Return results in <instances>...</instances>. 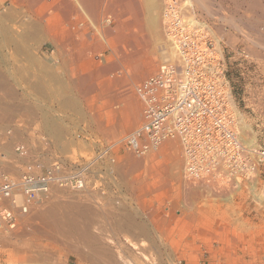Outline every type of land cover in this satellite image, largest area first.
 <instances>
[{
    "label": "rangeland",
    "instance_id": "rangeland-1",
    "mask_svg": "<svg viewBox=\"0 0 264 264\" xmlns=\"http://www.w3.org/2000/svg\"><path fill=\"white\" fill-rule=\"evenodd\" d=\"M12 1L0 0V33L6 31L2 33L5 37L0 34V72L5 77L3 82L14 93L10 98L4 95L5 91L1 92L4 97L0 98L16 110L8 126L0 124V166L19 173L28 161L16 154L15 147L28 145L39 133L51 137L55 150L77 159L83 152L79 141L86 139L84 135L118 141L141 123L142 103L135 85L163 61L161 51L168 45L163 29V6L168 0H157L159 10L154 27L145 0L136 3L130 0L133 13L125 5L129 0H94L98 5L96 13L88 11L86 6V10L80 7L75 0H67L74 4L72 12L58 15L53 4L41 18L30 14L25 4L16 5L15 15L8 14ZM208 1L211 12L196 4L192 16L205 22L216 46L218 40L221 43L236 109L252 133H256L257 148L264 147V105L261 104L259 115L256 101L259 87L264 86V0ZM173 2L183 7L184 0ZM137 12L139 16L135 15ZM33 23L43 27L37 30ZM149 52L156 53L155 58L159 59H155L144 75L135 77L133 65L147 59ZM80 77L85 82L80 83ZM130 99L138 108V117L131 129L122 131L124 117H129ZM51 122L57 128L62 127L56 135L46 130ZM246 134L251 136L249 132ZM167 144L142 159L127 150L124 143L120 144L117 193L102 197L91 191L82 195L60 191L42 201L15 234L0 237V264H94L91 257L110 264L105 254L93 256L98 247L90 246V250L66 226V220L58 219L67 228L63 233L45 219L49 207L61 200L68 204L73 199L75 204L90 208L89 220L82 225H88L87 230L96 242L111 249L117 264H264V165L256 157L255 191H250L251 186L242 184L235 188L227 184L217 192L213 187L187 183L183 179L177 142ZM130 224L144 227L145 231L123 230L131 227Z\"/></svg>",
    "mask_w": 264,
    "mask_h": 264
},
{
    "label": "built area",
    "instance_id": "built-area-1",
    "mask_svg": "<svg viewBox=\"0 0 264 264\" xmlns=\"http://www.w3.org/2000/svg\"><path fill=\"white\" fill-rule=\"evenodd\" d=\"M180 17L179 13L166 27L178 44L180 59L166 60L138 84L143 118L134 135L124 142L125 147L144 156L165 139L178 137L187 158V183L213 187L217 192L227 184L252 186L256 182V157L264 165V147L260 146L256 154V147L249 148L235 128L224 51L217 49L206 29L190 26ZM45 152L43 148L16 147V154L28 161L18 176L0 166V236L3 229L18 227L17 212L28 214L34 200L48 198L50 182L63 185V178L73 176L57 160L40 165ZM83 166L85 163L79 165ZM72 182L77 185L75 178ZM17 190L25 195L20 204Z\"/></svg>",
    "mask_w": 264,
    "mask_h": 264
},
{
    "label": "bare ground",
    "instance_id": "bare-ground-1",
    "mask_svg": "<svg viewBox=\"0 0 264 264\" xmlns=\"http://www.w3.org/2000/svg\"><path fill=\"white\" fill-rule=\"evenodd\" d=\"M76 3H78L80 5V7L84 6L85 10H86V7L89 9L88 11H91L92 13H96L97 9L96 8V2L94 0H75ZM100 1V0H99ZM114 1V0H113ZM115 1H118V0H115ZM130 1V0H129ZM146 1V6H147V15L149 17V21L151 22L150 24L154 27L156 25V16H157V13H158V10H159V4H158V1L157 0H145ZM143 1V2H145ZM161 1V0H160ZM162 2V1H161ZM160 2V3H161ZM165 2V0H164ZM207 2H209L208 0H184L183 2V7L182 5L179 3V2H173V0H168L166 2V4L163 6L164 7V17H163V29H164V35H165V38H166V43L168 44L167 46H170V49H171V52L173 53H170L168 51V48L166 45L163 47L162 51H161V55L163 56V61L160 63L162 64L163 62H165L166 60H171V61H178L180 59L179 57V49H178V44L175 43L172 39H171V35L167 32V24L169 22H171L175 17H178L179 16V13L182 15V17H180L186 24L190 25V26H195V27H199L201 28L202 30H205L209 32L208 30V26L205 25V22H199L195 16H192V13H193V10L195 8V5L198 4L199 8H204L206 9L207 11L211 12L209 10V5ZM75 3V4H76ZM98 3V2H97ZM115 3V2H113ZM112 3V5H114ZM135 3H136V0H135ZM139 3V1H138ZM137 3V4H138ZM27 5L29 6V9H30V14H33L35 15L36 17L38 18H41L46 12L47 10L54 4L56 6V10L58 13V15L60 14V12H63V11H68L69 12H72L73 11V7H74V4L72 2L70 3H67V0H13L11 2V7L8 9L9 12L8 14H12V15H15L14 12H15V9L17 8L16 5ZM99 4V3H98ZM127 4H130L131 5V8L129 7V5ZM162 4V3H161ZM111 5V4H110ZM111 5V6H112ZM126 6H128V11L132 12L133 13V3L132 1L128 2L125 4ZM140 5V4H139ZM138 5V6H139ZM86 6V7H85ZM109 6V5H108ZM107 6V7H108ZM136 6V5H135ZM104 7V6H103ZM114 7L116 8V3L114 5ZM212 7V5H211ZM53 8V7H52ZM114 8V9H115ZM19 9V8H18ZM113 9V8H111ZM163 9V8H162ZM20 10V9H19ZM219 10V9H218ZM111 11V10H110ZM116 12V10H114ZM113 11V12H114ZM161 11V10H160ZM215 11V10H214ZM17 12V11H16ZM15 12V13H16ZM89 12V13H91ZM179 12V13H178ZM190 12V13H188ZM110 13V12H109ZM131 13V14H132ZM29 14V13H28ZM62 14V13H61ZM111 14V13H110ZM190 14V15H188ZM5 15V14H3ZM54 15V14H53ZM135 15H138V12L137 14ZM216 15V14H215ZM11 16V15H10ZM63 16H64V12H63ZM66 16V15H65ZM115 16V15H114ZM117 16V15H116ZM139 16V15H138ZM141 16V15H140ZM163 16V15H162ZM12 17H15V16H12ZM56 17V16H55ZM60 17V16H59ZM95 17V16H93ZM107 17V15H106ZM2 18V17H0ZM8 18V17H7ZM96 18V17H95ZM128 18V17H127ZM137 18V17H136ZM135 18V19H136ZM141 18V17H140ZM9 19V18H8ZM16 19V18H15ZM60 19V18H59ZM138 19V18H137ZM14 20V19H13ZM39 20V19H38ZM43 18L40 20V22H42ZM45 20V19H44ZM49 20V19H48ZM47 20V22H48ZM18 21V20H17ZM53 21V20H52ZM109 21V20H108ZM107 21V22H108ZM136 21V20H134ZM46 22V23H47ZM51 20H49L48 23H50ZM138 22V20L136 21V23ZM228 22V21H227ZM38 23V22H35V24ZM47 23V24H48ZM101 23H104V22H101ZM230 24V22H228ZM233 23V22H232ZM34 24V23H33ZM32 24V25H33ZM34 24V25H35ZM31 25V26H32ZM32 26V27H35V26ZM44 25V24H43ZM60 25V24H59ZM105 25V24H104ZM131 25V24H129ZM231 25V24H230ZM237 25V24H236ZM245 25V24H244ZM3 26V25H2ZM40 28L43 27L41 24L39 25ZM45 26V25H44ZM48 25L45 26V28H47ZM106 26V25H105ZM5 26H3L4 28ZM30 27V28H32ZM37 27V26H36ZM141 27V26H140ZM1 28V27H0ZM29 28V29H30ZM37 27V30L40 29ZM57 28V27H56ZM119 28V27H118ZM156 28V27H155ZM154 28V29H155ZM5 29V28H4ZM7 29V27H6ZM25 29V28H24ZM36 29V28H35ZM50 29V28H48ZM51 29H52V25H51ZM50 29V30H51ZM1 30V29H0ZM10 30V29H9ZM31 30V29H30ZM121 30V29H120ZM2 31V30H1ZM45 31V30H44ZM54 31V30H53ZM62 30H60L59 32H61ZM4 32V31H3ZM2 32V33H3ZM6 32V31H5ZM4 32V34H5ZM49 32H52V31H49ZM116 32V31H114ZM113 32V33H114ZM122 32V31H121ZM0 33V34H2ZM36 33V32H35ZM210 33V32H209ZM4 34H2V36H4ZM7 34V33H6ZM24 34V32H23ZM32 34V33H31ZM48 34V33H46ZM119 35V33H117ZM122 34V33H120ZM10 35V34H9ZM8 34L6 35L7 37L9 36ZM20 35V34H19ZM25 35H27V33H25ZM34 35V33H33ZM52 35V34H51ZM112 35V34H111ZM114 35L116 36V34L114 33ZM211 35V34H210ZM11 36V35H10ZM41 36V35H40ZM55 36V35H54ZM5 37V36H4ZM25 37V36H24ZM29 37V36H28ZM33 37V36H31ZM50 37V36H49ZM60 37V34L59 36ZM117 37V36H116ZM121 39H122V36L120 35ZM8 38H11V37H8ZM42 38V37H41ZM40 38V39H41ZM48 38V37H47ZM57 38V37H56ZM119 37H117L118 39ZM13 39V38H12ZM120 39V38H119ZM147 39V38H146ZM9 40V39H8ZM148 40V39H147ZM252 40V39H251ZM147 42V41H146ZM257 43H260L261 45V42H258L256 41ZM264 44V43H262ZM114 45V44H113ZM259 45V44H258ZM259 45V46H260ZM216 46V45H215ZM264 46V45H263ZM217 49H219L220 51H222L221 49V43H219V40H218V46H216ZM17 48V47H16ZM118 48V47H117ZM165 48V49H164ZM22 49V48H21ZM153 51V50H152ZM155 51V50H154ZM86 53V52H85ZM258 53V52H257ZM118 55V54H117ZM147 55V59H145L144 61H137L135 62V64L133 65V67L135 66L136 68V76H139L141 77L142 75H144L146 73V71H148V67H150L155 59H157V57L155 58V55L157 56V54L155 53H146ZM132 56V55H131ZM159 56V55H158ZM160 56V57H162ZM135 57V56H134ZM139 58V57H138ZM134 60V59H133ZM137 60V58H136ZM2 61V60H1ZM157 62V61H156ZM159 67V66H158ZM157 67V68H158ZM106 68V67H105ZM107 70V69H106ZM157 70V69H156ZM155 70V71H156ZM105 71V70H104ZM150 71V70H149ZM151 75V74H150ZM86 75L83 76V78L85 77ZM130 76V75H129ZM148 76V75H147ZM89 77V76H88ZM4 75L1 74L0 72V94L2 92L5 91L4 95H8L9 97L10 96H14V93L12 92V87L11 89L8 88V86H6V82H3L4 81ZM81 78V77H80ZM86 79V77L84 78V80ZM88 79V78H87ZM82 81V78L80 79ZM82 81L80 83H83L85 81ZM132 80V79H131ZM136 80V79H135ZM133 81V80H132ZM136 82V81H135ZM141 82V81H140ZM139 82V83H140ZM134 83V81H133ZM138 83V84H139ZM136 84L135 85V91L136 89L139 87V85ZM7 87V88H6ZM87 92V91H86ZM137 96H138V93L136 92ZM16 95V93H15ZM4 97L3 95H0V97ZM132 97V96H131ZM232 97V96H231ZM12 98V97H10ZM15 98V97H14ZM139 98V96H138ZM231 106L232 108L234 109V113H235V117L238 115L239 116V119H238V116L235 119V128L236 130H238L240 132V136L241 138L243 139V142L247 144V146L249 148H254L256 147L257 148V144H256V135L254 133H252V129L251 127L246 124L245 120H244V117H242V115L240 114L239 111H237L236 109V105L234 103V100L233 98H231ZM140 100V98H139ZM130 101L132 102L133 100L130 99ZM136 101V100H135ZM141 101V100H140ZM130 102V103H131ZM142 103V102H141ZM44 104V103H43ZM139 105V104H138ZM136 105L134 104V102H132V105H131V108L129 110V117L127 116L126 118V115H125V120H124V123L122 124V127H121V130H127V129H131L130 127H133L132 125L134 124V120L136 119L137 116V110L138 108L135 107ZM14 106L13 107H9L7 105H5L3 102H2V99L0 98V124H6L7 123V126H8V122L10 123L13 119V115L15 113L14 111ZM29 108V107H28ZM16 109V108H15ZM19 109V108H18ZM137 109V110H136ZM142 111H143V105H142ZM57 112V111H56ZM128 112V111H127ZM37 113V112H36ZM128 115V114H127ZM30 117V116H29ZM142 118H143V112H142V116H141V121H142ZM11 119V120H10ZM140 119V118H139ZM10 120V121H9ZM114 121V120H113ZM138 121V120H137ZM57 122V121H56ZM136 123V122H135ZM44 124V123H43ZM50 124V122L48 123ZM140 124V123H139ZM139 124L129 133L127 134L125 137L123 136L120 140L118 141H113V140H109V141H103L95 136H89V134H87L88 136L86 137L85 135L83 136V138H86L85 141H87L88 143V146L84 148L83 152H86L87 154L84 155L83 152L80 153L78 156H77V159H72L70 158L69 156H66V155H63L61 154L58 150H55L54 147H53V143L52 141L44 134L42 133H39L37 134L36 137H33L31 142L26 145L24 143L22 144H19L18 146H21L24 150H28V149H44L46 152H45V155L43 158H40L39 159V164L40 165H45V166H48V162H52L53 160H57L59 161L62 166H63V169L66 170V171H69L71 173V175L73 176H70L68 178H63V185L57 183V182H50L49 183V186H48V200L55 196L58 192L60 191H73V192H78V194H82L84 192H88V191H91V192H94V193H99L101 195H107V194H115L117 193V191L119 190V184H118V177L116 175V171H115V168H117L116 166L118 165L119 163V156H118V149H119V146L120 144H123L127 139H129L132 135H134V132L139 128ZM20 127V124L19 123H16L15 126H18ZM121 125V124H120ZM136 125V124H135ZM4 127V125H3ZM26 127V126H25ZM61 127V125L59 126ZM59 127L57 128V125H55V123L51 122V125H48L46 126V130L49 131L50 133H53L54 135H56L57 131L59 130ZM62 128V127H61ZM240 128H241V131H240ZM6 129V128H5ZM118 131V130H117ZM115 132V131H114ZM249 132L251 136H248L246 133ZM10 133V132H8ZM110 134V131L108 132ZM113 133V131L111 132ZM52 134V135H53ZM114 134V133H113ZM125 134V133H124ZM4 135V134H3ZM15 136V135H14ZM79 136V135H78ZM18 137V136H17ZM50 137V136H49ZM104 137V135H103ZM15 138V137H14ZM51 138V137H50ZM30 139V138H29ZM99 140V141H96V140ZM109 139V138H108ZM162 141V140H161ZM169 141H175L177 142V146L179 147V154H180V158L182 159L183 161V179H184V173H188V170H187V167H186V153L184 152V148H183V145H182V142H181V139H179L178 137H171V138H167L165 139L164 141L160 142L158 144L157 147H155L156 149H153V151L157 150L160 146L164 145V144H167ZM54 142V140H53ZM17 143V142H16ZM26 143V141H25ZM55 144V143H54ZM59 144V143H58ZM11 145V144H10ZM9 145V146H10ZM57 145V144H56ZM125 145V144H124ZM168 145V144H167ZM165 145V146H167ZM16 146V147H18ZM58 146V145H57ZM107 146V147H105ZM174 146V144H173ZM16 147H15V150H16ZM56 147V146H55ZM64 147V146H63ZM110 147H111V150H110ZM163 148V147H162ZM114 149V150H113ZM165 149V148H164ZM260 148L258 147L256 149V153L258 154V150ZM63 150V149H62ZM110 150V151H109ZM128 150V149H127ZM161 150V149H160ZM64 151V150H63ZM109 151V152H108ZM151 151V152H153ZM171 151V150H170ZM174 151V150H173ZM65 152V151H64ZM151 152L147 153L146 155L144 156H140V155H137L135 153H132L133 155H135L136 157L138 158H144L145 156H147L148 154H150ZM163 152V149L160 151V154H162ZM175 152V151H174ZM78 153V152H77ZM165 154V153H164ZM153 157V156H152ZM167 157V156H166ZM23 159V158H22ZM159 159V158H158ZM47 161V162H46ZM11 162V161H9ZM138 162V160H137ZM168 162V161H167ZM81 163H85V166L83 167H79V165ZM12 164V163H11ZM15 164V163H14ZM65 164H68V165H72L74 164L72 167H66ZM151 164V163H150ZM160 164V163H158ZM174 164V163H173ZM139 165V164H137ZM153 165V164H152ZM155 165V164H154ZM162 165V164H161ZM11 166V165H10ZM140 166V165H139ZM1 167H2V170H5L6 172L12 174V175H15V176H18L21 172L19 173H14L12 171H8L5 169L4 165L1 164ZM18 167V166H17ZM159 167V166H158ZM75 168V169H73ZM121 168V167H120ZM151 167H149V171ZM165 168V167H164ZM163 168V169H164ZM134 169V168H133ZM152 169V168H151ZM162 170V168H161ZM166 170V168H165ZM164 170V171H165ZM178 171V170H177ZM121 172V171H120ZM155 172H156V169H155ZM166 172V171H165ZM158 173V171L156 172ZM73 178L76 179V183L77 185H73ZM135 179V178H134ZM213 185H217V184H213ZM242 183H239V186H241ZM194 186V185H193ZM198 186V187H201V184H195V187ZM235 188H236V185H234ZM238 186V185H237ZM199 192V191H198ZM17 193H18V196H17V203H22L23 201H25V195L24 193L21 191V190H17ZM187 194V193H186ZM194 195V194H193ZM200 195V194H199ZM209 197V196H208ZM212 197V196H211ZM46 199V200H47ZM67 200L66 202H70V199H65ZM69 200V201H68ZM74 200V199H73ZM71 200L70 203H74V201ZM27 201V200H26ZM45 201V200H44ZM42 200H34L32 202V206H31V210L29 211V213L25 214L24 212H17L18 216H19V223H18V227L16 229H10L8 230L7 228L6 229H3V232H2V235L1 236H7V235H11V234H15L17 232V230L19 229L21 223L29 218L32 213L37 210L42 204H41ZM15 203V202H13ZM70 203L68 205H70ZM12 204V203H11ZM58 204V205H57ZM57 204L55 205V203L53 205L55 206H52L51 208L49 207V209L46 210L45 214L43 212V214L45 215V219L48 220V222H50L52 224V226L56 229H58L59 231H62L63 233L67 230L66 226H68V223L65 222L66 226H64L63 224V219L65 220V218L63 216L61 217H57L59 216L58 214H60V212L62 211V209H67L69 206H67V204H64V200L62 202L59 203L57 202ZM78 204V203H77ZM75 205V204H73ZM73 205H70V206H73ZM80 208V207H79ZM70 209V207H69ZM68 209V211H69ZM72 209V208H71ZM73 210V209H72ZM85 210V209H84ZM88 212V211H87ZM62 213V212H61ZM70 214V213H69ZM42 215V217L44 216ZM61 215V214H60ZM71 215V214H70ZM68 215V216H70ZM72 216V215H71ZM70 216V217H71ZM63 218V219H62ZM86 218V217H85ZM43 219V218H42ZM58 219L59 221L62 220L63 222L61 224L58 223ZM68 220V218H66ZM128 219V218H127ZM133 219V218H132ZM69 221V220H68ZM77 221V220H76ZM74 221V223L72 224L71 227H73V229L76 231H73L74 233L77 234V231L79 230V232L81 231L80 230V226H79V221L78 223ZM70 222V221H69ZM82 222V221H81ZM80 222V223H81ZM72 223V222H71ZM131 225V224H130ZM22 226V225H21ZM82 226V225H81ZM88 226V225H87ZM117 226V225H116ZM127 229H124L123 230H139L140 232H144L145 231V228L144 227H133V225H131V227H126ZM83 229V228H81ZM69 230V229H68ZM85 230V229H84ZM83 232V230H82ZM82 232H80L82 234ZM86 232V231H84ZM127 232V231H126ZM67 233V232H66ZM87 233H89L87 231ZM87 234H83V236H85ZM134 235V234H132ZM0 236V237H1ZM68 236V235H67ZM76 236V235H75ZM87 237H89L87 235ZM85 238V237H84ZM86 239V238H85ZM91 239V238H90ZM119 239V238H118ZM85 241V240H84ZM88 241H90L88 239ZM95 241V240H94ZM87 243V242H86ZM85 244V243H84ZM93 244V243H92ZM122 244V243H121ZM93 246H91L92 248ZM96 247V246H95ZM90 248V246H89ZM90 248V250H91ZM105 248V247H104ZM128 248V247H127ZM98 249H100L98 247ZM109 249V248H108ZM96 250V249H95ZM94 250V251H95ZM106 250V248L104 249ZM111 250V249H110ZM114 250V249H113ZM89 251V250H88ZM101 251V250H100ZM107 251V250H106ZM115 251V250H114ZM129 251V250H128ZM93 252V251H92ZM107 252H110V251H107ZM126 252V251H125ZM133 252V251H132ZM103 253V252H102ZM105 253V252H104ZM89 255V253L87 254ZM96 255V256H101V255H98L97 252H95V254H93V256ZM107 255V254H106ZM110 255V254H109ZM92 256V255H91ZM89 256V257H91ZM103 256V254H102ZM88 257V256H87ZM96 258V257H95ZM108 258V256H107ZM91 260H94V264H103L101 261H99V258H90ZM105 259V257H104ZM116 259V258H115ZM88 260V259H87ZM103 261V260H102ZM117 260H114V257H112V255L109 256V259H108V263L110 264H117L116 262ZM107 263V262H106ZM132 264V263H131ZM133 264H136L133 262Z\"/></svg>",
    "mask_w": 264,
    "mask_h": 264
},
{
    "label": "crops",
    "instance_id": "crops-1",
    "mask_svg": "<svg viewBox=\"0 0 264 264\" xmlns=\"http://www.w3.org/2000/svg\"><path fill=\"white\" fill-rule=\"evenodd\" d=\"M256 5L258 6V7H260V3L258 2L257 3V1H256ZM258 48H262V47H258ZM257 50V49H256ZM258 52V53H257ZM256 54L257 55H259V51L257 50L256 51ZM256 101H257V104L259 105V109H258V111H259V115H261V108H263V107H261V106H263L264 105V86L261 84V86L259 87V90H258V93H257V95H256ZM263 103V105H261ZM45 135V134H44ZM255 135H256V133H255ZM48 138H49V136L48 135H46ZM79 137V136H78ZM79 143H80V146L82 147V150H84V147H87L88 146V143H87V141H85V139H83L82 140V142H80L79 141ZM119 165V164H118ZM116 166L117 168H115V171H116V175H117V177L119 178V174H118V171H119V166ZM253 187H255V186H251V188H249L250 189V191H255V189L253 188ZM83 194V193H82ZM81 194V195H82ZM98 195H100V196H102V197H112V196H114L115 194H107V195H101V194H99V193H97ZM69 204V203H68ZM67 204V206H69L70 207V209H69V207L65 210V209H62V216L65 218V220L67 221V223H68V225L70 226V228L73 230V231H75L74 229H73V227H71L72 226V224L74 223V221H76L77 223H78V221H79V226L81 227V228H83V229H81L80 228V232H82V230H83V232H82V234L79 232V230L77 231V234L79 235V237L82 239V242L83 243H85V245H87V246H97V247H99L100 249H96V252H97V254L98 255H102V254H107V256H110V255H112V252H111V250H109L108 248H106V250L107 251H110V252H107L106 250H104L105 248H104V246H101L102 244H99L98 242H96V240L94 241V238L89 234V233H87V226H83L82 225V222L83 223H85L86 221H88L89 220V216H90V214H91V210H90V208L89 207H85V206H79V205H77V204H75V203H70V205H73V204H75V205H73V206H70V205H68ZM80 207V208H79ZM73 210H72V209ZM68 209H69V211H68ZM85 209V210H84ZM88 211V212H87ZM72 215H70V214ZM68 215H70V216H68ZM86 217V218H85ZM66 218H68V220L70 221H68ZM82 221V222H81ZM72 222V223H71ZM81 222V223H80ZM82 225V226H81ZM85 229V230H84ZM84 231H86V232H84ZM76 232V231H75ZM87 234L89 237H87V235H85V236H83V234ZM78 237V238H79ZM86 239H85V238ZM91 238V239H90ZM88 239L90 240V241H88ZM85 240V241H84ZM87 242V243H86ZM93 243V244H92ZM101 250V251H100ZM103 252V253H102ZM105 252V253H104ZM110 254V255H109Z\"/></svg>",
    "mask_w": 264,
    "mask_h": 264
}]
</instances>
